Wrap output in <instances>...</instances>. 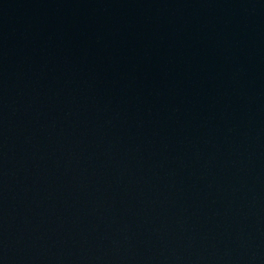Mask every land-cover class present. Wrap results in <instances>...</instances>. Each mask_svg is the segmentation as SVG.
<instances>
[{"label": "water", "instance_id": "obj_1", "mask_svg": "<svg viewBox=\"0 0 264 264\" xmlns=\"http://www.w3.org/2000/svg\"><path fill=\"white\" fill-rule=\"evenodd\" d=\"M202 120L264 202V0H133Z\"/></svg>", "mask_w": 264, "mask_h": 264}]
</instances>
